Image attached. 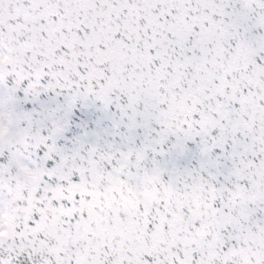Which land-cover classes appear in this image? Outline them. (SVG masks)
I'll return each mask as SVG.
<instances>
[{
	"label": "snow or ice",
	"instance_id": "6c2138e0",
	"mask_svg": "<svg viewBox=\"0 0 264 264\" xmlns=\"http://www.w3.org/2000/svg\"><path fill=\"white\" fill-rule=\"evenodd\" d=\"M0 264H264V0H0Z\"/></svg>",
	"mask_w": 264,
	"mask_h": 264
}]
</instances>
